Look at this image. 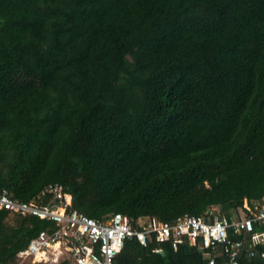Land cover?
Returning <instances> with one entry per match:
<instances>
[{
    "label": "trees",
    "instance_id": "obj_1",
    "mask_svg": "<svg viewBox=\"0 0 264 264\" xmlns=\"http://www.w3.org/2000/svg\"><path fill=\"white\" fill-rule=\"evenodd\" d=\"M55 185L134 229L264 205V0H0V192L44 205ZM55 229L0 210V264ZM203 263L154 239L116 258Z\"/></svg>",
    "mask_w": 264,
    "mask_h": 264
},
{
    "label": "built area",
    "instance_id": "obj_2",
    "mask_svg": "<svg viewBox=\"0 0 264 264\" xmlns=\"http://www.w3.org/2000/svg\"><path fill=\"white\" fill-rule=\"evenodd\" d=\"M45 193L52 195V199L42 205L35 201L20 202L5 191L0 192V210L35 216L56 225L52 232L41 231L18 254V259L30 264H116L124 241L130 238L142 246L150 239L170 242L174 250L187 244L202 253L203 264H238L244 248L252 251L264 245V205L251 210L244 203L230 219L221 216L217 208L209 210L207 216H184L173 224L143 217L136 221L134 229L121 214L95 220L70 210L71 197L58 185L50 186ZM231 235L246 239L235 240ZM260 256L264 258V253Z\"/></svg>",
    "mask_w": 264,
    "mask_h": 264
},
{
    "label": "rangeland",
    "instance_id": "obj_3",
    "mask_svg": "<svg viewBox=\"0 0 264 264\" xmlns=\"http://www.w3.org/2000/svg\"><path fill=\"white\" fill-rule=\"evenodd\" d=\"M219 211V210H218ZM18 264H30L28 261H24L23 259H18ZM50 264V263H49ZM59 264V263H56ZM61 264V263H60Z\"/></svg>",
    "mask_w": 264,
    "mask_h": 264
},
{
    "label": "water",
    "instance_id": "obj_4",
    "mask_svg": "<svg viewBox=\"0 0 264 264\" xmlns=\"http://www.w3.org/2000/svg\"><path fill=\"white\" fill-rule=\"evenodd\" d=\"M159 253H160V254H163V251L160 250Z\"/></svg>",
    "mask_w": 264,
    "mask_h": 264
},
{
    "label": "bare ground",
    "instance_id": "obj_5",
    "mask_svg": "<svg viewBox=\"0 0 264 264\" xmlns=\"http://www.w3.org/2000/svg\"><path fill=\"white\" fill-rule=\"evenodd\" d=\"M68 198V197H67Z\"/></svg>",
    "mask_w": 264,
    "mask_h": 264
},
{
    "label": "crops",
    "instance_id": "obj_6",
    "mask_svg": "<svg viewBox=\"0 0 264 264\" xmlns=\"http://www.w3.org/2000/svg\"><path fill=\"white\" fill-rule=\"evenodd\" d=\"M246 203V202H245Z\"/></svg>",
    "mask_w": 264,
    "mask_h": 264
}]
</instances>
